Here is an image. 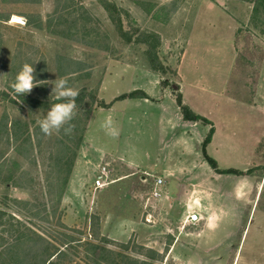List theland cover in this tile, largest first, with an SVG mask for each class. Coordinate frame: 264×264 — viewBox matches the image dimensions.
<instances>
[{"label": "rangeland", "instance_id": "1", "mask_svg": "<svg viewBox=\"0 0 264 264\" xmlns=\"http://www.w3.org/2000/svg\"><path fill=\"white\" fill-rule=\"evenodd\" d=\"M108 1L129 42L98 0H0V14L9 13L0 22V119L41 134L37 121L60 102L54 81L65 78L79 91L71 134L40 138L34 165L17 150L15 160L35 177L36 189H1L2 209L76 239L82 236L73 230L96 228L130 264H264L259 1ZM24 63L33 65L39 85L22 96L11 85ZM178 94L209 124L185 121ZM109 116L115 138L101 127ZM56 142L74 156L51 213L43 190ZM103 165L111 182L92 193ZM191 214L196 225L186 221ZM59 222L69 230L55 227ZM70 256L63 264H83L82 252Z\"/></svg>", "mask_w": 264, "mask_h": 264}, {"label": "trees", "instance_id": "2", "mask_svg": "<svg viewBox=\"0 0 264 264\" xmlns=\"http://www.w3.org/2000/svg\"><path fill=\"white\" fill-rule=\"evenodd\" d=\"M258 1L262 11H264V0ZM98 2L109 14L117 31L126 37V34L122 33L121 22L115 17L117 15L116 6L108 0H98ZM3 9L6 10L7 7L4 6ZM8 17L9 13L7 11L4 15L0 14V22H6ZM125 39L127 42L130 41V37ZM149 39L153 42L158 41L155 36ZM151 49L153 50L154 46H151ZM147 53L150 54L148 51ZM149 60L155 61V57L149 58ZM175 102L185 121L209 124L205 119L192 114L182 103L179 94L175 96ZM85 119L87 120V117ZM211 132L212 130H210L206 142L209 140ZM40 138H44V136L37 132L35 134L30 132L27 125L24 124L20 127L19 123H10L6 115L1 117L0 191L1 189L10 190L13 188L36 189L35 177L21 170L23 165L15 160V154L17 150H20L23 158L30 160L28 165H34L35 153L41 149L42 141ZM19 139L23 141L21 147L18 145ZM57 142L53 144L50 153L51 171L44 178L45 187L43 191L51 213H55L58 209L57 205L61 201L74 156L70 147H67L63 142H59V144ZM209 162L211 165H215L212 160H209ZM22 186H25V188H22ZM12 201L14 204L19 205L21 209L33 210V206L28 201ZM3 204H0V264H63L65 260L70 262V255H74L77 251L82 252L84 256L83 264H130L125 256L112 252L106 247L110 241L107 238L100 237L96 228L84 227L83 232L73 230L74 233L81 235L83 238L76 239L68 234L57 233L53 230L48 231L47 229L43 230L37 225L33 226L28 220L29 217L24 215H21L24 220L10 216L6 210L2 209ZM4 207H7V205ZM43 212L45 213V211ZM60 217L61 215L58 214L56 220H60ZM54 226L61 230H69L60 222ZM6 234H10L11 237L6 239L4 237Z\"/></svg>", "mask_w": 264, "mask_h": 264}, {"label": "clouds", "instance_id": "3", "mask_svg": "<svg viewBox=\"0 0 264 264\" xmlns=\"http://www.w3.org/2000/svg\"><path fill=\"white\" fill-rule=\"evenodd\" d=\"M35 71L32 64H23L11 85L17 95L25 96L39 85ZM53 85L52 93L60 102L52 104L46 116L38 120L37 123L43 136H51L54 132L60 133L61 130L65 135H69L74 127L71 122L76 115V99L79 96V91L71 87L65 78L55 80ZM101 127L108 136L115 138L119 135L111 116L103 121Z\"/></svg>", "mask_w": 264, "mask_h": 264}, {"label": "built area", "instance_id": "4", "mask_svg": "<svg viewBox=\"0 0 264 264\" xmlns=\"http://www.w3.org/2000/svg\"><path fill=\"white\" fill-rule=\"evenodd\" d=\"M110 177H111V170L105 165L100 166L92 182V186H91L92 193H95L98 190L109 185L111 182ZM156 183L159 185L161 184V181L157 180ZM154 196L158 197L156 193L154 194ZM186 221L191 225H195L198 222V219L195 214H191L188 216Z\"/></svg>", "mask_w": 264, "mask_h": 264}, {"label": "crops", "instance_id": "5", "mask_svg": "<svg viewBox=\"0 0 264 264\" xmlns=\"http://www.w3.org/2000/svg\"><path fill=\"white\" fill-rule=\"evenodd\" d=\"M110 106H111V105H110ZM110 109H111V108L109 107V111H110ZM195 225H196V224H195Z\"/></svg>", "mask_w": 264, "mask_h": 264}]
</instances>
